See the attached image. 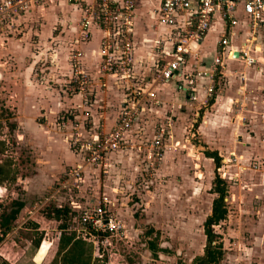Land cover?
Returning <instances> with one entry per match:
<instances>
[{
    "label": "crops",
    "instance_id": "0c3cea01",
    "mask_svg": "<svg viewBox=\"0 0 264 264\" xmlns=\"http://www.w3.org/2000/svg\"><path fill=\"white\" fill-rule=\"evenodd\" d=\"M160 3L161 0H137L133 40L137 80L133 83L124 82L114 74H100L98 51L103 33L99 27L91 26L89 34L84 35L80 4L58 0L35 5L17 17L14 29L6 25L0 27V81L4 84L2 88L7 89L2 94L23 131L29 133L35 144L47 149L46 154L50 155L47 160L54 166L53 170L49 169L54 172L50 174L52 178L82 160V154L72 144V135L78 131L86 138L110 131L118 119L127 88L136 84L154 90L159 101L144 102L141 113L126 134V144L110 153L107 166H86L84 181L92 178L98 181L100 176L115 181L117 172L125 181L136 178L145 169H141V162L146 166V150L157 134L163 130L164 141L168 137L169 146L175 141L178 143L177 135L190 126H197L196 131L205 144L206 158L214 161L205 154L206 149L220 155L218 170L222 165H227V171L234 166L233 175L239 176L247 170L256 171L258 165L264 163V75L259 65H248L239 55L247 37L244 15L239 12L240 21L233 26L215 15L203 40L195 45L202 61L201 69L210 70L220 39L229 33L223 66L212 79L201 78L196 85L198 99L193 100L184 77L185 72L192 69L193 58L181 65L182 75L154 84L156 70L169 59L168 52L172 50L171 27L161 23L158 17ZM156 40H160L159 55ZM75 48L81 50L82 67L90 73L93 82L91 104H84L82 94L71 88L70 55ZM257 56L263 54L257 52ZM209 85L214 87L213 92L208 91ZM63 115L66 116L64 121ZM167 153L165 151V155ZM157 170L159 176V166ZM109 187L115 195L122 192L120 186ZM104 192L115 200L116 209V197ZM262 201L264 203V199ZM256 212L260 213L259 220L251 240L258 246L263 245L255 249L259 250V261H263L264 204ZM112 257L116 264H124L118 253L114 252Z\"/></svg>",
    "mask_w": 264,
    "mask_h": 264
},
{
    "label": "rangeland",
    "instance_id": "374dc122",
    "mask_svg": "<svg viewBox=\"0 0 264 264\" xmlns=\"http://www.w3.org/2000/svg\"><path fill=\"white\" fill-rule=\"evenodd\" d=\"M3 85L0 81V140L5 141L6 149L0 152V162L11 161L16 179L0 184V201L20 198L26 201V206L15 227L0 239L1 257L12 264H39L33 257L41 245L46 247L47 253L40 264H49L58 248L61 234L58 226L62 220L47 218L44 214L47 206L55 203L76 211L105 195L104 191L116 197L118 206L114 208V215L123 228L107 239L97 234L95 239L90 234H83L82 226L77 222H72L69 229L91 241L94 256L104 263L116 264L112 260L115 252L124 264H178L180 261L192 264L194 257L204 252V221L212 212L216 197L212 187L218 169L203 153L205 144L196 131L197 126L179 133L178 143L175 141L167 146L166 137L163 158L159 161L148 158L147 149L146 166L141 162V169H145L134 179L125 181L117 172L115 181L100 176L98 181L92 178L81 183L79 189L51 197L64 172L52 178L50 174L54 172L49 169L54 166L47 160L50 156L46 154L47 149L35 144L29 133L20 127L13 116L14 110L2 94L7 90L2 88ZM189 121L191 124L192 120ZM163 161L165 163L161 165ZM158 166L159 176L156 174ZM223 166L218 172L228 185L227 212L225 218L214 226L217 233L215 243H220L225 252L221 264H264V260L259 261V250H255L263 245L258 246L251 240L259 220L260 213L256 211L264 204V163L259 164L256 171L247 170L239 176L233 175L236 167L230 166L227 171V165ZM110 185L122 187V192L115 195L108 190ZM151 226L155 230L148 236L145 231ZM38 238L42 239L36 245ZM151 240L158 245L156 254L149 248Z\"/></svg>",
    "mask_w": 264,
    "mask_h": 264
},
{
    "label": "built area",
    "instance_id": "2783aa9c",
    "mask_svg": "<svg viewBox=\"0 0 264 264\" xmlns=\"http://www.w3.org/2000/svg\"><path fill=\"white\" fill-rule=\"evenodd\" d=\"M55 1L58 0H2L0 1V27L6 25L11 28L16 24L15 20L21 13L35 5ZM68 1L82 6L83 17L80 25L85 36L89 34L91 26L99 27L103 33L98 51L100 74L102 76L114 74L128 83L136 81L133 40L137 0ZM239 12H242L245 17L247 33L239 55L248 65H259L264 75V0H161L157 13L160 22L171 27L172 50L168 52L169 59L156 70L154 84L171 80L179 74L182 75L181 65L193 58L192 69L186 71L184 77L187 79L191 99L197 100L196 85L201 78L212 79L214 73L223 66L227 45L230 42L229 33L227 32L220 39V46L210 70L201 69L202 61L198 57L195 45L203 40L205 33L214 22L215 15H220L225 22L233 26L240 21L237 17ZM229 32L232 33L231 30ZM159 45L160 40H156L155 49L158 55L161 52ZM257 52L262 53L263 56L258 57ZM81 55L79 48L71 52L72 74L69 81L72 91L82 94L83 103L91 104L93 82L90 73L82 67ZM134 86L127 88L128 92L119 110L118 119L110 131H101L99 134L86 138L78 131L72 135V144L82 154V160L75 166L65 169L51 197L63 191L79 189L84 182L86 166H107L110 153L126 144V134L141 113L144 102L159 101L154 90L138 84ZM207 89L213 92L214 87L209 85ZM61 118L64 121L66 116L63 115ZM164 145L162 130L152 140L148 158L161 160ZM151 162L150 164H153V161ZM115 205L114 199L101 195L97 200H92L83 208L76 210L77 223L82 226L83 234H90L95 239V235L101 233L107 239L109 235L119 232L123 225L115 218ZM94 239L92 240L95 242Z\"/></svg>",
    "mask_w": 264,
    "mask_h": 264
},
{
    "label": "trees",
    "instance_id": "16d2710c",
    "mask_svg": "<svg viewBox=\"0 0 264 264\" xmlns=\"http://www.w3.org/2000/svg\"><path fill=\"white\" fill-rule=\"evenodd\" d=\"M6 143L0 140V152H4ZM205 154L214 159L216 169L221 165V157L217 151L205 150ZM11 161L0 162V184L5 181L15 180V174L11 167ZM228 185L226 180L220 175L218 170L215 173L212 191L216 193L213 199L212 212L204 221V233L206 235V244L204 252L194 257L192 264H221L225 252L221 244H216L217 233L215 225L219 224L225 218L227 212L225 197L227 195ZM26 206V201L20 198L11 199L8 202L0 201V239H2L10 230L15 227L22 209ZM47 218L62 220L58 226L61 229L57 251L49 264H106L94 256V245L76 234V231L69 230L77 222L76 211L65 205L50 203L47 206V212L44 213ZM154 232L153 228H148L145 233L150 236ZM100 236L104 234L99 233ZM42 238L36 240L39 245ZM155 241H149V248L154 254L157 253ZM0 264H12L7 259L1 257ZM178 264H188L183 261Z\"/></svg>",
    "mask_w": 264,
    "mask_h": 264
},
{
    "label": "bare ground",
    "instance_id": "6f19581e",
    "mask_svg": "<svg viewBox=\"0 0 264 264\" xmlns=\"http://www.w3.org/2000/svg\"><path fill=\"white\" fill-rule=\"evenodd\" d=\"M46 253H47L46 247L45 246L40 247V250H39L38 255H37L38 260H43V258L45 257Z\"/></svg>",
    "mask_w": 264,
    "mask_h": 264
},
{
    "label": "water",
    "instance_id": "95a60500",
    "mask_svg": "<svg viewBox=\"0 0 264 264\" xmlns=\"http://www.w3.org/2000/svg\"><path fill=\"white\" fill-rule=\"evenodd\" d=\"M236 55H237V53H236ZM1 187V186H0ZM42 243V242H41ZM41 246V245H40ZM40 246H39V248L36 250V252H35V254H34V257H33V260L36 262V263H41V261L42 260H38V258H37V255H38V252H39V250H40Z\"/></svg>",
    "mask_w": 264,
    "mask_h": 264
}]
</instances>
